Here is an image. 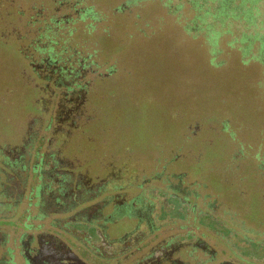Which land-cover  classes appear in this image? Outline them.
Returning a JSON list of instances; mask_svg holds the SVG:
<instances>
[{"label":"rangeland","instance_id":"rangeland-1","mask_svg":"<svg viewBox=\"0 0 264 264\" xmlns=\"http://www.w3.org/2000/svg\"><path fill=\"white\" fill-rule=\"evenodd\" d=\"M92 1L106 11L125 2ZM40 4L41 0H0V29L13 21L17 34L26 33L31 6ZM147 6L138 25L127 17L113 18L111 35L98 32L93 40L85 38V49L90 54L97 51L98 62L94 74L86 77L91 80L84 107L87 118L81 121V135L69 139L67 151L57 158L66 168L71 158L100 162L109 155L126 162L137 172L135 183L124 187L133 197L146 192V198L152 189L169 194L178 184L183 188V206L175 199L163 200L161 192L151 197H157L158 205L151 219L161 228L147 236V243L169 237L184 241L187 235L202 238L216 249L218 263L234 257L219 240L227 239L223 228L241 227L247 238L264 240V64L253 60L261 45L258 41L244 58L243 52L229 45V34L224 33L214 47L207 38L190 37L171 25L157 5ZM79 36L80 32L75 39ZM112 67L115 71L106 76ZM37 84L30 60L0 36V96H5L4 86L10 92L2 115L0 105V139L11 146L9 153L0 146V201L13 206L5 214L0 211V240L2 256L10 264H25L22 252L28 233H53L74 253L87 256L89 252L69 236L72 232L86 238L71 221L75 213L105 198L88 191L66 195L57 190L60 183L53 184L55 189L48 194L50 174L39 180L33 171L37 160H49V141L55 151L61 144L57 138L64 133L54 135L60 124L46 110L50 91H37ZM32 117L34 146L23 147ZM18 159H24L26 170L11 168L10 162ZM85 169L92 171L89 165ZM145 178L149 183H143ZM61 199L65 206L57 205ZM208 216L221 225L212 226ZM111 220L110 239L133 228L127 216L114 214ZM230 239L232 249L238 250L240 241H245L243 255L264 260L260 245L234 234Z\"/></svg>","mask_w":264,"mask_h":264},{"label":"flooded vegetation","instance_id":"flooded-vegetation-1","mask_svg":"<svg viewBox=\"0 0 264 264\" xmlns=\"http://www.w3.org/2000/svg\"><path fill=\"white\" fill-rule=\"evenodd\" d=\"M30 65L34 69V64L31 60ZM66 69L64 68V70ZM51 73H58V79L62 76V69L58 68ZM68 74L71 75L72 71L68 70ZM4 87L5 96H0V105L3 107L1 115L2 112L6 111L7 103L10 99L8 87ZM78 90L61 89L59 93L56 91L48 93L49 100L46 103L47 113L55 114L60 124H58L59 128H56L57 130L54 132V135L60 130H64V133L58 136L57 139L58 141L61 140V144L55 151L51 150L54 144L53 141H49V151L46 155V158L49 160L43 159L40 162L37 160L33 171L39 174V180H42L43 175L50 174L49 181L51 185L45 188L48 194L53 193L52 191L55 187L52 185L56 183L62 184L59 185L60 187L58 186L57 190L64 191L66 195L70 196L76 193L80 194V192L83 193V191L94 193L95 196L105 194V198L101 203L75 213L76 217L72 219V223L81 222V226L77 224L80 227L77 230L81 232L82 237L85 234L84 230L88 234H85V239L77 237L72 232H70L69 236L84 247L89 254L85 257L77 255L65 241L53 233H49L48 235L28 233L26 235L27 239L23 243L22 252L25 264H264L263 259L251 260L249 256L243 255L242 250L246 249V246L243 244L245 241H240L239 246L236 247L238 250L231 248V244L228 241H231L230 237L234 234L236 237L240 236L246 239L247 243L255 242L256 245H260V249L264 252V240L253 241L251 238H247L241 233L244 232L240 229L241 227L239 228L240 230L236 231L233 229L228 231L226 227L222 229V233L227 239L220 238L219 240L230 247L229 250L231 249L230 252L234 257L223 259L218 263H216V249L202 238L194 239L192 236L187 235V239L184 241L178 239V237H169L161 239L155 244H148L147 236L161 228V224L158 226L157 222L151 219L152 213L158 206L155 205L157 197L155 199L151 197L157 196V193L159 195V192H161L160 196H163V200L165 198L175 199L179 206H183L185 200L180 197V193H183V188L178 184L176 187L171 186L174 190L169 194L163 190L152 189L146 198L144 197L146 192L143 193L144 195L140 194L142 196L133 197L129 194L127 188L125 190L124 187L126 183H135L132 179H136L135 173L137 174V172L131 171V168L125 165L127 164L126 162L121 163L113 156L108 155L106 160L100 162L86 161L81 163L71 158L66 161L68 164L66 168L64 160L58 159L57 156L62 151H67L69 143L66 142L69 139L79 134L81 135L84 126L81 125V121L87 118L84 109L88 100L87 92ZM56 99H59V102ZM34 123L35 120L32 117L27 132L25 131L24 133L25 137L21 141L23 147L34 143V133H31L33 132V128L30 127ZM51 127L52 124L50 123L49 129ZM0 146H3L4 151L9 153L11 146L8 144L3 145L1 139ZM30 146L33 147L34 144ZM14 149L12 148V151ZM6 160L8 162V159ZM41 162L45 165L40 166L39 163ZM86 164L92 167V171L85 169L88 168ZM10 166L11 168H24L28 165L24 159H18L15 162L11 161ZM125 178L128 182L124 181ZM67 180L70 182H66ZM148 180L149 178H145L143 183H149L150 180ZM119 198L121 200H118ZM142 198L145 200L143 203ZM186 201L188 202L187 199ZM51 202L52 199L46 200L45 206H50ZM0 205H2V201H0ZM57 205L65 206L63 199ZM187 206H191L190 202L187 203ZM114 214L130 218L133 222V228L118 238L110 239L107 234L108 223L112 221L111 218ZM79 216L84 219L78 220ZM209 218L210 223H212L211 216ZM64 231L69 232L68 229ZM2 245V241L0 240V264H10L2 256ZM256 245L251 246V248L257 247Z\"/></svg>","mask_w":264,"mask_h":264},{"label":"trees","instance_id":"trees-1","mask_svg":"<svg viewBox=\"0 0 264 264\" xmlns=\"http://www.w3.org/2000/svg\"><path fill=\"white\" fill-rule=\"evenodd\" d=\"M148 4L157 5L171 19V25L178 26L190 37L207 38L214 47L224 33L229 34L232 37L229 45L243 52L244 58L259 41L261 52L253 60L264 64V0H125L110 11L92 0H41L40 5L31 6L26 18L28 23L23 28L26 33L17 34V27L11 21L10 27L4 25L0 29V36L2 41L15 44L18 53L33 62L37 91L79 89L88 95L91 80L87 81L86 77L94 74L93 67L98 62L97 51L90 54L85 49V38L93 40L98 32L111 35L109 23L113 18L127 17L138 25ZM79 32L80 36L75 39ZM58 68L62 69V76L57 79L58 73L51 72ZM114 69L110 68L105 75H111ZM68 70L72 71L71 75ZM19 169L24 171L26 166ZM12 207L2 203L0 211L5 214ZM211 219L212 226L221 225Z\"/></svg>","mask_w":264,"mask_h":264}]
</instances>
